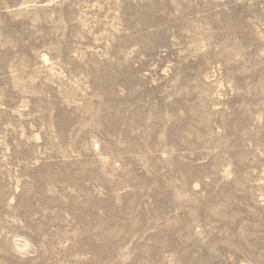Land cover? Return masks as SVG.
<instances>
[{"label":"rangeland","instance_id":"obj_1","mask_svg":"<svg viewBox=\"0 0 264 264\" xmlns=\"http://www.w3.org/2000/svg\"><path fill=\"white\" fill-rule=\"evenodd\" d=\"M0 264H264V0H0Z\"/></svg>","mask_w":264,"mask_h":264}]
</instances>
